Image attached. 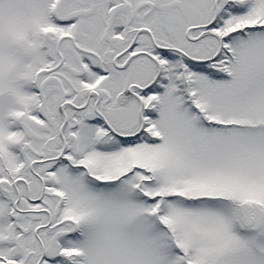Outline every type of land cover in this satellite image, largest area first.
<instances>
[{
	"label": "snow or ice",
	"instance_id": "1",
	"mask_svg": "<svg viewBox=\"0 0 264 264\" xmlns=\"http://www.w3.org/2000/svg\"><path fill=\"white\" fill-rule=\"evenodd\" d=\"M0 264H264V0H0Z\"/></svg>",
	"mask_w": 264,
	"mask_h": 264
}]
</instances>
